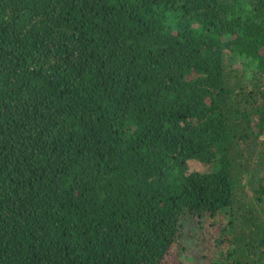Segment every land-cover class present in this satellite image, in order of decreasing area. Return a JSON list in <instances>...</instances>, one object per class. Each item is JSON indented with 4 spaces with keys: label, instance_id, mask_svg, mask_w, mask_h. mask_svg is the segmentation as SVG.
Here are the masks:
<instances>
[{
    "label": "trees",
    "instance_id": "obj_1",
    "mask_svg": "<svg viewBox=\"0 0 264 264\" xmlns=\"http://www.w3.org/2000/svg\"><path fill=\"white\" fill-rule=\"evenodd\" d=\"M197 229L191 263L264 264V0H0V264H184Z\"/></svg>",
    "mask_w": 264,
    "mask_h": 264
},
{
    "label": "rangeland",
    "instance_id": "obj_2",
    "mask_svg": "<svg viewBox=\"0 0 264 264\" xmlns=\"http://www.w3.org/2000/svg\"><path fill=\"white\" fill-rule=\"evenodd\" d=\"M190 223L194 226H198L196 222H194L193 220L190 221ZM200 229H197V233L196 235L193 237V239H191L190 241L192 242V244H189V248L188 250L185 251V263L184 264H195V263H191V259L194 258L195 260H198L199 257H201L202 255H204L205 252H207V248H206V237L204 234L199 232Z\"/></svg>",
    "mask_w": 264,
    "mask_h": 264
}]
</instances>
